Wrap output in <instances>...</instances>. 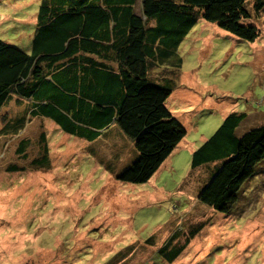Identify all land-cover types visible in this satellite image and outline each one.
I'll return each mask as SVG.
<instances>
[{
	"label": "rangeland",
	"instance_id": "1",
	"mask_svg": "<svg viewBox=\"0 0 264 264\" xmlns=\"http://www.w3.org/2000/svg\"><path fill=\"white\" fill-rule=\"evenodd\" d=\"M253 1L241 22L256 25L255 39L198 17L175 49L180 64L151 69L185 134L146 181L120 178L139 153L116 122L88 140L50 117L22 126L15 97L0 107V264H264V158L227 211L198 199L222 159L191 166L228 114H245L237 135L264 123V9ZM41 2L0 0V38L30 50ZM42 129L47 153L33 164ZM13 161L23 167L7 170Z\"/></svg>",
	"mask_w": 264,
	"mask_h": 264
},
{
	"label": "trees",
	"instance_id": "2",
	"mask_svg": "<svg viewBox=\"0 0 264 264\" xmlns=\"http://www.w3.org/2000/svg\"><path fill=\"white\" fill-rule=\"evenodd\" d=\"M41 1L30 50L0 38V107L15 97L24 104L22 126L27 115L50 117L88 140L116 122L139 153L119 175L133 182L146 181L185 134L160 102L169 89L154 81L153 66L169 59L180 64L175 49L198 17L240 38L253 40L259 33L256 25L241 22L249 16L245 0H141V13L136 0ZM253 7L264 9V0H254ZM244 116L228 114L192 152V167L222 159L198 193L220 211L230 208L264 158V123L235 133ZM37 136L33 164L47 153V133L42 129ZM24 140L16 147L19 158H27L30 144L25 147ZM21 167L13 161L6 169Z\"/></svg>",
	"mask_w": 264,
	"mask_h": 264
}]
</instances>
